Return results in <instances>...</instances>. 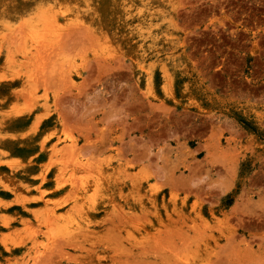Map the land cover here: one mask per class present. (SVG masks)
<instances>
[{"label": "rangeland", "instance_id": "obj_1", "mask_svg": "<svg viewBox=\"0 0 264 264\" xmlns=\"http://www.w3.org/2000/svg\"><path fill=\"white\" fill-rule=\"evenodd\" d=\"M0 264H264V0H0Z\"/></svg>", "mask_w": 264, "mask_h": 264}, {"label": "bare ground", "instance_id": "obj_2", "mask_svg": "<svg viewBox=\"0 0 264 264\" xmlns=\"http://www.w3.org/2000/svg\"><path fill=\"white\" fill-rule=\"evenodd\" d=\"M145 249V248H144ZM146 250V249H145ZM126 260V259H125ZM122 261V260H121Z\"/></svg>", "mask_w": 264, "mask_h": 264}]
</instances>
